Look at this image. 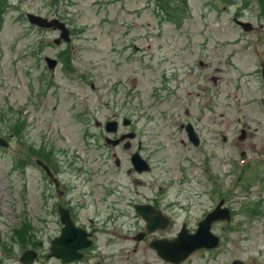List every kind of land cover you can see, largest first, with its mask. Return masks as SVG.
<instances>
[{
	"label": "rangeland",
	"instance_id": "obj_1",
	"mask_svg": "<svg viewBox=\"0 0 264 264\" xmlns=\"http://www.w3.org/2000/svg\"><path fill=\"white\" fill-rule=\"evenodd\" d=\"M165 3L168 12L155 0H0V136L9 143L0 148L1 264H19L21 251L32 246L11 238L10 229L21 221L32 228L21 238L31 237L35 244L38 259L33 264H61L43 260L49 240L59 232L56 201L73 207L77 226L94 230V246L86 250V258L69 264H168L155 256L147 241L135 239L145 223L133 205L161 193L158 206L171 213L173 225L151 233V238L170 235L178 227L183 214L174 199L188 200L193 225L208 206L204 195H196L209 187L199 177V159L205 154L219 174L218 186L233 194L231 231L220 233L222 242L214 251L195 253L183 264H228L234 259L264 264V203L242 200L245 192L261 191L255 186L245 189V184L264 169L234 171L227 158L238 162L242 146L232 151L210 140L214 132L227 135L233 112L225 97L231 89L228 77L257 72L258 63L264 62V40L254 39L253 32L246 35L231 19L264 25V0H185L187 12L181 21L176 20L179 4ZM26 12L58 17L72 30L70 42L54 45L56 33L29 26ZM43 56L57 60L52 70L45 68ZM64 57L70 68L58 60ZM198 94V115L205 114L199 124L207 139L202 135L204 146L192 152L180 144L183 136L177 129L186 102L194 105L187 110H198ZM112 113L130 120L136 135L132 149L140 142L148 173H128L130 150L102 141L103 122ZM238 115L233 112V117ZM11 125L19 134L7 139ZM125 128L119 132H128ZM46 155L63 196L34 164ZM183 165L196 180L177 195ZM199 199L204 201L200 206Z\"/></svg>",
	"mask_w": 264,
	"mask_h": 264
},
{
	"label": "flooded vegetation",
	"instance_id": "obj_2",
	"mask_svg": "<svg viewBox=\"0 0 264 264\" xmlns=\"http://www.w3.org/2000/svg\"><path fill=\"white\" fill-rule=\"evenodd\" d=\"M262 8L264 9V6H262ZM263 9L261 10L262 13L264 12ZM55 13L56 12L53 11V14H55ZM53 14H52V16L54 17ZM258 31H259V34H258ZM252 32H253L254 39H258V41L260 39L264 40V25L261 24V22H259L256 25V27H254L250 24L248 26V29L246 31H243V33H245L246 35H251ZM69 34H71V28H69ZM263 55H264V53H263ZM263 68H264V62H259L257 72H239L234 78L228 77L227 83H228L229 88L231 87V89L226 90V96H225L227 103H228V106H229L228 108L231 109V111H233V112L239 113V115L233 117V112L231 113L229 121H227V126H229L227 129V135L224 132H221V134L216 135V133L214 132V134L212 136H210V140L212 142H214L216 145H218L220 147L226 146L227 150H228V148L230 150L235 148L233 150H236L237 146H239V145L242 146V148L237 151V158L236 159L244 158L245 156H248V155L254 156L247 164L241 165L240 169L237 166V171L239 170L241 173H243L244 170L249 171L248 167L249 168H258V169L262 168V169H264V72H261V70ZM240 95H242V96L244 95L243 98H241ZM200 97H201V95L198 94L197 99L194 102L195 106L200 103L198 110L196 109L197 110L196 112L195 111L190 112L189 110H187L190 107L193 108L194 105L191 102H186V104L183 107L182 113H181V117H180L181 122L179 123L178 129H177L179 135L183 136V140H180V144L182 146H188L190 148L189 150H191L192 152L193 151L197 152L200 147L204 146V143L202 142V135H204V133L202 132L203 129H202V127H200V124H203L201 121L204 120L203 117L205 114H203L202 117H200L198 115V113L201 109V105H202V102H200L201 101ZM212 101L214 102L213 105L216 104V106H217V101H216L215 96H214V100H212ZM211 111H212V108H210L209 111H207V112H211ZM196 114H197V116L193 117ZM122 119L126 120V124H123V122H121ZM109 120H114V121L118 122V123L115 122V131L113 133H111L112 134L111 136L109 135L110 133L105 132L104 127H103L104 123L109 121ZM103 125H102V133H103L102 141L105 144H109L112 146L121 145L123 149L130 150L129 157L127 159L128 168H129L128 173H131V174L148 173L150 171V164H149L148 159L143 158L139 153L141 150V146H142L140 144V142L136 141V145L134 147L135 149H132L131 142L134 138L136 139V135L133 132V130L130 128V126H131L130 120L123 118V117L120 118L117 113H112V117L106 119L103 122ZM120 127H126L125 129H127L128 132L126 130L119 132ZM207 129H209V128H207ZM261 130H262V133L259 134V132ZM204 136L206 137V135H204ZM216 136H218L217 140H216ZM125 139H130V142H128V144H126L125 142H123V140H125ZM206 139H207V137H206ZM108 140H109V142H108ZM113 142H116V143H113ZM124 144H126L127 146L124 147ZM232 151H231V153H232ZM134 153L139 154L140 158L146 162V165L148 168L146 171L141 172V173H136V171L133 169L130 158ZM230 156H232V155L230 154ZM257 156L262 157L263 160L262 159H256L255 157H257ZM182 159L187 160L188 158L185 156H182ZM228 161H229L230 166L233 167L234 163L232 164V158L231 157L227 158V164H228ZM199 163H201V165L203 166L202 167L203 170L199 172V177H201V179H203V182L206 181V183L209 185V187H208V189H207V187H205V189L203 191H199L196 195H197V197L204 195L205 199L208 202V206L205 207L204 210L201 209L200 212L198 213L199 215L197 216L196 221L191 223L193 225H189V220L192 218L193 215H191L189 213V208H188L189 202H188V200H183L182 202H180L178 199H174L176 202L173 204H177L181 208V210H182L181 213L183 214V217L181 218L180 223H179L178 227L174 230V232L170 235H166V236L160 235V236H157L155 238H151V237H149L151 235V233L146 232V230L144 229V231H140L135 235V237L137 235L140 236V238L138 239L139 241H142L144 239L145 241H147V245H148L150 242H152L154 240H158V239L171 240V239L176 237L177 233L179 232V230L181 229L182 226L187 231V233L192 234L196 229L197 223L208 212H210L212 209H214L219 204L220 210L222 209V210L226 211V212H222V213H227V215L230 218L229 221H227V222L226 221H219L217 223L211 224L210 230L212 231V233L219 236L220 240H218V246H220V244L222 242L220 233H224L226 231L229 232L228 225H229L230 220L232 218L231 203L233 201V194H232L230 188L225 186L224 189H222L221 187L218 186V184L215 180L219 174L216 171H212V168L210 165V157H207L205 154L204 156H202L199 159ZM244 166H245V168H244ZM49 171H50V173L52 175V179H53V180H51V179L49 180L50 183H54L53 181L55 180L56 184H57V178H56L57 172L55 173V169H53V167H49ZM188 171H190L189 166H187V165L181 166V172H183V173H182V176L179 178L177 183L182 188L179 190L177 195H179L180 193H185V188H186L185 184L186 183H189L190 181L194 182V180H196V178H194V173L190 174ZM41 172H42V170H41ZM224 175H221V177H223ZM263 175H264V173H262L261 176L259 175V173H256L254 176L251 177V180L249 181V183L245 184V189L252 187V186H255V188H258L261 191L257 190L255 193L253 192V195H251L250 192H245V193H243L242 200L246 199L251 204L262 205L264 203V195H263L264 176ZM214 176H215V180L213 182H209L208 180L209 179L212 180ZM199 177L197 176L198 183H200ZM206 178H207V180H206ZM253 179H254V181H253ZM224 183L226 185L227 181H224ZM168 188H170V187H168ZM187 189H188V187H187ZM160 190H161V187H160ZM55 191L59 196H63V192L61 190H59V187L57 189H55ZM192 194H193V192H192ZM160 199H161V193L158 196H154L150 200H147L145 202H140V203L133 205V211L135 214H137L134 210L135 206H149L152 209V213H150V217H153L155 214L154 212H156V213H159L160 215L164 216V218H166L167 224L164 227L163 231L158 230V231H155L156 233L157 232L158 233L165 232L171 225H173L172 219L170 218L171 213L165 212L164 210L160 209V207L158 206V202L160 201ZM197 203H200L199 204V206H200L201 203H204V201L200 200ZM59 207L66 208V210L68 211L70 219L74 223V221H73L74 220L73 207H70L67 203H65V202L63 203L62 201H60L56 204L55 214H56V211ZM145 225L146 224H144V227H145ZM217 225H218V227H220L218 230L219 233L215 232ZM224 228H227V229H224ZM86 230L88 232V239L89 240L91 239L92 244L94 246V242H95L94 230H88L87 228H86ZM207 252H210V250H208ZM82 255H83V257H85L84 251L82 252ZM243 263L247 264L246 262H243Z\"/></svg>",
	"mask_w": 264,
	"mask_h": 264
},
{
	"label": "water",
	"instance_id": "obj_3",
	"mask_svg": "<svg viewBox=\"0 0 264 264\" xmlns=\"http://www.w3.org/2000/svg\"><path fill=\"white\" fill-rule=\"evenodd\" d=\"M26 21L28 24L33 25L38 28L57 30L59 32L58 38L54 40L53 43L58 44L60 40L68 42V30L64 27L63 23L56 19L47 20L39 15L32 13L25 14ZM233 23L247 30L249 24L233 19ZM47 69H52L56 64V61L49 58H44ZM264 72V68L261 70ZM126 124V121H123ZM106 132L115 131V122H107L105 124ZM116 143V142H113ZM127 145L124 144V147ZM6 141L0 137V148H6ZM133 169L137 173L146 171L147 165L144 160L140 158L137 153H134L130 158ZM47 176L50 177L48 169L46 166L40 162H36ZM134 210L143 221L146 223V231L153 232L156 229H163L166 225V218L161 216L159 213L154 212V216L150 217L152 209L149 206H135ZM224 210L219 209V205L216 208L206 214V216L197 223L196 229L192 234L187 233V231L182 226L176 237L167 239H158L150 242L148 247L154 250L155 254L164 262L171 264H178L183 261L191 252L198 249H211L216 246L217 238L210 233V224L218 220L228 221V217ZM58 219L61 225L59 235L52 239L49 243L48 253L45 259L55 258L59 259L62 263L79 260L81 257L80 250L88 247L90 241L87 239V234L80 228L75 227L69 217L68 211L64 208H58ZM222 213V214H221ZM140 236L137 235L135 239H139ZM36 254L31 250L24 251L19 257L20 264H31ZM229 264H243L239 260H232Z\"/></svg>",
	"mask_w": 264,
	"mask_h": 264
},
{
	"label": "trees",
	"instance_id": "obj_4",
	"mask_svg": "<svg viewBox=\"0 0 264 264\" xmlns=\"http://www.w3.org/2000/svg\"><path fill=\"white\" fill-rule=\"evenodd\" d=\"M164 1L166 2V0H155L157 7L162 9L164 12H168L170 9H169L168 6H166L167 3H165ZM175 2L178 3L179 4L178 7H180L178 9V13H179L178 16L179 17L176 20H180L181 21L185 17L186 12H187L186 11L185 0H178V1H175ZM168 19H170V17ZM63 55H64V53H63ZM59 60L62 61L64 66H66V67L68 66L70 68L67 57L59 58ZM7 122L10 123L9 120H7ZM6 126H7V124H6ZM17 128L18 127L17 126L14 127V125H11L10 128H7V133L12 134V135H8V139H11V137H13V134H15V135L19 134ZM21 144H24L23 140H22V142H20L19 145H21ZM27 149H28V147H27ZM36 155L37 154L35 153V156ZM43 157H44L43 159H40V158H38V159H40V161L42 163H44L46 166L49 167V164H48V161H47L48 160V155L43 156ZM31 231H32L31 226H28V224L26 222L21 221L20 226L18 228H16V229L12 230V234H13L12 238L15 239V237H17L18 238L17 240L19 241V243L22 244L21 246H27L26 242H28V243L30 242L31 245H32L30 247L33 248V247H35V244L33 243V241H31V237L29 239H25L24 237L21 238V235H24V233H26V235H28V234H30Z\"/></svg>",
	"mask_w": 264,
	"mask_h": 264
}]
</instances>
